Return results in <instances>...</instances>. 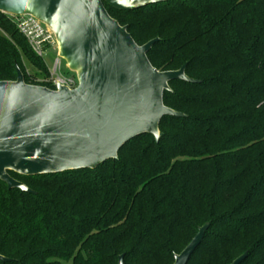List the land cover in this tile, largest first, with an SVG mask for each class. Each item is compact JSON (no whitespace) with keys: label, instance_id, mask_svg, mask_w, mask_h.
I'll use <instances>...</instances> for the list:
<instances>
[{"label":"trees","instance_id":"1","mask_svg":"<svg viewBox=\"0 0 264 264\" xmlns=\"http://www.w3.org/2000/svg\"><path fill=\"white\" fill-rule=\"evenodd\" d=\"M148 58L176 71L157 143L145 134L94 170L0 180V264H264V0H172L134 11L105 4ZM0 81L52 88L47 64L0 13ZM38 70L39 81L26 63Z\"/></svg>","mask_w":264,"mask_h":264},{"label":"water","instance_id":"2","mask_svg":"<svg viewBox=\"0 0 264 264\" xmlns=\"http://www.w3.org/2000/svg\"><path fill=\"white\" fill-rule=\"evenodd\" d=\"M169 1L0 0L1 14L30 16L51 31L56 59L65 61L78 83L74 89L27 84L19 68L15 81H0V180L9 190L34 193L10 172L29 177L94 170L118 159L139 136L150 134L158 143L164 117L185 116L164 104V94L172 81L198 82L186 75L187 64L159 71L148 58L159 39L138 45L105 6L134 11ZM210 225L198 229L174 264H188ZM0 261L9 259L0 255Z\"/></svg>","mask_w":264,"mask_h":264},{"label":"built area","instance_id":"3","mask_svg":"<svg viewBox=\"0 0 264 264\" xmlns=\"http://www.w3.org/2000/svg\"><path fill=\"white\" fill-rule=\"evenodd\" d=\"M18 31L26 38L32 51L44 62L47 50L56 49V41L51 31L45 28L34 18L27 16L21 18H11ZM50 78L47 80L55 89L56 85L64 86L69 89L77 87L78 83L74 77H65L61 73L60 59H56L53 67L49 68ZM49 88V87H47Z\"/></svg>","mask_w":264,"mask_h":264},{"label":"rangeland","instance_id":"4","mask_svg":"<svg viewBox=\"0 0 264 264\" xmlns=\"http://www.w3.org/2000/svg\"><path fill=\"white\" fill-rule=\"evenodd\" d=\"M0 32H3V31L0 30ZM56 57H57L56 49L47 50L46 55L44 57V60H45V63L47 64V66L49 68L53 67V64H54V62L56 60ZM24 62L26 63L27 71L30 74H32V76L35 79H37L39 81L45 80V78L42 77L43 75H41L38 70H36L32 66H30L25 59H24ZM60 62H61V73H62V75H64L65 77H74L75 78V75L73 73L69 72L65 61L63 59H60ZM49 78H46V80H49Z\"/></svg>","mask_w":264,"mask_h":264}]
</instances>
